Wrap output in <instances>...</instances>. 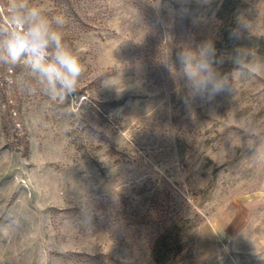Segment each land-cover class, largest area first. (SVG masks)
<instances>
[{
	"label": "rangeland",
	"instance_id": "rangeland-1",
	"mask_svg": "<svg viewBox=\"0 0 264 264\" xmlns=\"http://www.w3.org/2000/svg\"><path fill=\"white\" fill-rule=\"evenodd\" d=\"M30 2L83 71L52 100L0 66V264H264V0Z\"/></svg>",
	"mask_w": 264,
	"mask_h": 264
},
{
	"label": "clouds",
	"instance_id": "clouds-1",
	"mask_svg": "<svg viewBox=\"0 0 264 264\" xmlns=\"http://www.w3.org/2000/svg\"><path fill=\"white\" fill-rule=\"evenodd\" d=\"M6 13L12 24L0 22V66L15 65L21 61L27 64L32 73L46 83L45 94L52 100L64 99L74 93L83 69L63 40L60 31L63 17L47 16L30 0H7ZM238 23L245 30L250 27L239 17ZM213 54L211 42L204 46L199 58L188 50L178 54L195 95L204 97L209 88L216 92L224 88L223 81L215 78L209 62Z\"/></svg>",
	"mask_w": 264,
	"mask_h": 264
},
{
	"label": "trees",
	"instance_id": "trees-1",
	"mask_svg": "<svg viewBox=\"0 0 264 264\" xmlns=\"http://www.w3.org/2000/svg\"><path fill=\"white\" fill-rule=\"evenodd\" d=\"M26 143V145L28 146V143L27 142H25Z\"/></svg>",
	"mask_w": 264,
	"mask_h": 264
}]
</instances>
